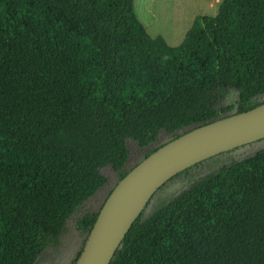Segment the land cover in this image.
<instances>
[{"label": "trees", "instance_id": "trees-1", "mask_svg": "<svg viewBox=\"0 0 264 264\" xmlns=\"http://www.w3.org/2000/svg\"><path fill=\"white\" fill-rule=\"evenodd\" d=\"M134 1L0 0V264L59 246L129 139L221 118L230 92L236 113L260 105L264 0H222L178 47L149 35ZM142 215L111 264H264V150Z\"/></svg>", "mask_w": 264, "mask_h": 264}, {"label": "water", "instance_id": "water-1", "mask_svg": "<svg viewBox=\"0 0 264 264\" xmlns=\"http://www.w3.org/2000/svg\"><path fill=\"white\" fill-rule=\"evenodd\" d=\"M174 133L179 135L150 155L142 154L144 159L119 179L92 230L85 235L74 264H111L135 221L170 179L204 161L264 141V102L249 111L234 112ZM129 142L140 147L129 139L128 149ZM130 160L131 155L125 166ZM123 169L116 172L122 173Z\"/></svg>", "mask_w": 264, "mask_h": 264}, {"label": "rangeland", "instance_id": "rangeland-1", "mask_svg": "<svg viewBox=\"0 0 264 264\" xmlns=\"http://www.w3.org/2000/svg\"><path fill=\"white\" fill-rule=\"evenodd\" d=\"M221 1L222 0H135L134 8L137 18L144 25L151 37L162 36L170 46L178 47L185 38L186 33L190 30L196 17L205 15L215 16L218 12ZM237 100L238 91L230 92L223 96L217 106L219 116L223 118L228 114L234 113V106L236 105ZM254 102H264V95L255 97ZM229 107L232 109L224 111ZM153 147L154 146L137 148L129 142L131 157L134 153L137 157L141 154L149 153L152 151ZM261 150H264L263 142L256 144L255 147L245 152L238 154H222L218 157L212 158V160L210 159L211 161L207 163V168L202 167L200 169H194L190 174L185 175L184 178L182 177L181 180H188V183L182 185L181 188L176 189L175 193L179 192V195L197 181L206 176L217 173L222 167L253 156ZM135 166H125L122 173L132 170ZM101 173L108 181H110L109 190L105 189V192L109 191L110 194L115 187L113 186V180L119 176L120 173L108 166L102 168ZM175 193H173V195ZM173 198V196L165 194L164 191L158 193L151 206L144 211L142 215L143 219L149 217L157 207L169 202ZM92 201L93 199H89L70 217L63 230L64 233L71 234L72 231L80 232L77 227L78 221L88 214L98 212L99 204H93ZM65 248L66 246L64 249ZM52 250V248H49L43 252L36 264H46L49 258H51ZM75 259L74 256L70 257L68 263H73ZM53 260H55V258ZM58 264L61 263L59 262Z\"/></svg>", "mask_w": 264, "mask_h": 264}, {"label": "flooded vegetation", "instance_id": "flooded-vegetation-1", "mask_svg": "<svg viewBox=\"0 0 264 264\" xmlns=\"http://www.w3.org/2000/svg\"><path fill=\"white\" fill-rule=\"evenodd\" d=\"M235 112H237V109L235 108ZM174 133V132H173ZM179 134L178 133H166L163 132L159 135L158 139L156 142H154L152 145L150 146H154L152 151H150L149 153H145L146 156L150 155L152 152H154L156 149H158L160 146H163L164 144L169 143L170 141L174 140ZM264 143V141H262ZM255 145H251L248 148H246L245 150H241V152H245L250 150L251 148L255 147ZM241 152H235V151H231L229 153H225V154H238ZM225 158V157H223ZM144 158L142 157V154L139 155V157L135 156V153L133 154V156L131 157V160L129 161V164H127L126 166H135L138 165ZM212 160V159H211ZM211 160H207L204 161L200 164L195 165L194 167L180 173L179 175L173 177L172 179H170L165 186H163L160 190L159 193L164 191L165 194H168L170 196L176 197L178 195L179 192H176V189L181 188L182 185H186L188 183V180H181L182 177L184 178L185 175H188L191 173L192 170L194 169H200L202 167L207 168V163ZM124 173V172H123ZM126 173V172H125ZM120 179V174L119 176H117L116 178H114L113 180V186H116L118 181ZM110 181H107V183L105 184V186H103V188L97 192L92 198L93 199L92 203L93 204H99V208H98V212L100 211V209L102 208L103 204L105 203V201L107 200L108 196H109V191L105 192V189L109 190V184ZM173 193H175L173 195ZM158 194V193H157ZM96 212V213H98ZM67 225V224H66ZM65 225V226H66ZM87 233H84L82 231L80 232H73L71 234L68 233H62L61 235V243L59 246L52 248V252H51V258H49L48 262H46V264H58L59 262L61 264H69V259L70 257L74 256V258H76L74 260L73 263L74 264L75 261L77 260V258L80 255V252L83 248L84 242H85V235ZM66 246V248L64 249V247ZM55 258V260H53Z\"/></svg>", "mask_w": 264, "mask_h": 264}, {"label": "crops", "instance_id": "crops-1", "mask_svg": "<svg viewBox=\"0 0 264 264\" xmlns=\"http://www.w3.org/2000/svg\"><path fill=\"white\" fill-rule=\"evenodd\" d=\"M168 43V42H167Z\"/></svg>", "mask_w": 264, "mask_h": 264}]
</instances>
